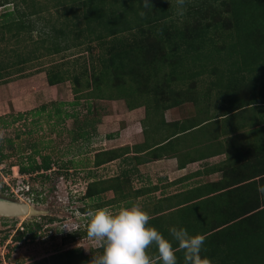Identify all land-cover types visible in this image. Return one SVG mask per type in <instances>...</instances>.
Returning a JSON list of instances; mask_svg holds the SVG:
<instances>
[{
    "label": "trees",
    "instance_id": "16d2710c",
    "mask_svg": "<svg viewBox=\"0 0 264 264\" xmlns=\"http://www.w3.org/2000/svg\"><path fill=\"white\" fill-rule=\"evenodd\" d=\"M20 1L25 9H20L15 0H0V8L16 3L13 4L14 10L0 15V44L5 45L0 55L9 54L7 47L11 42L19 47L28 40H34L32 35L35 31L38 37L32 41V49L26 52L21 50L22 47L13 49V60L8 56V61H0V84L9 83L13 68L18 70L20 78H25L29 76L24 69L27 64L98 43L102 52L93 57V61L90 56V69L85 68L80 74L60 68L44 70L50 86L68 80L72 83L74 98L71 106L74 108L96 99H120L126 101L129 109L145 106L149 111V107L154 105L153 110L165 112L192 101V86L207 72L205 58L215 64L224 62L225 67L217 66L210 70L216 75L210 86L217 89L226 104L221 101L224 109L210 119L219 124L216 120L219 117H226L227 121L229 116H242L246 123L241 124L235 133H230H234L228 142L229 149H233V158L219 166L223 180L202 183L170 196L163 195L149 202L151 206L143 204L142 208L151 216L149 224L169 240L172 239L171 227L184 228L190 235H205L202 256L210 258L212 264H264V194L257 190L258 186L264 185V0H211L203 6L191 8L184 20L174 19L176 13L172 0H149L148 7H145V0L48 1L53 4L52 8H64L67 14L72 15L71 19L66 17L59 28L54 24L51 26L50 21L44 22V13L50 11L47 3ZM67 32L74 33L72 40ZM26 35L27 41L24 39ZM91 47L88 46L87 50L92 52ZM200 58L203 60L198 61ZM181 71H188L191 82L186 88L177 90V83L187 81ZM86 75L89 79L84 78ZM145 96H152L148 104H143ZM45 109L44 106L41 111ZM57 113L59 115L61 111L57 110ZM249 114L252 115L251 120H248ZM73 115L77 121V114ZM210 119L173 124L176 125L175 131L168 139L141 145L144 150L134 152L145 154L134 159L138 164H145L173 153L178 155L179 165L183 168L188 163L221 155L219 143L214 140L228 130L221 132L219 127L210 130L207 123ZM19 120L20 116L13 117L12 121L1 117L0 126L7 127ZM93 125L94 121L79 125L82 131L75 139L85 138L88 135L86 128ZM192 135L194 139L189 140ZM115 136L110 134L108 139ZM182 137L187 139L182 142ZM136 147L135 150L141 149ZM169 150H172L170 154H162ZM127 151V148L101 151L93 164L101 167L126 157ZM36 155L40 156L38 149L33 150L29 166H19L20 173L29 174L30 179H35L33 175L50 179L51 158L41 156L39 163L35 160ZM5 158L0 148V165ZM132 171H124L117 178L89 182L84 198L99 199L91 206L92 210L115 204L122 208L139 205V198L148 195L152 189L143 187L125 193ZM200 175V171L195 174ZM189 178L183 177L170 185L186 182ZM35 192L31 188L24 195L35 196ZM108 192H113L115 198L101 201ZM8 196L17 198L12 192ZM81 211L86 215L91 208L84 207ZM49 221H54V218H49ZM34 227L32 239L41 225L35 224ZM81 233L79 230L70 237L87 235V231ZM173 246L178 264H184L183 252L174 241ZM99 251H103V244ZM149 252L154 264H161L156 249L150 248ZM59 257L60 260L67 257L60 264H85L83 260H86L82 248L67 250Z\"/></svg>",
    "mask_w": 264,
    "mask_h": 264
},
{
    "label": "rangeland",
    "instance_id": "374dc122",
    "mask_svg": "<svg viewBox=\"0 0 264 264\" xmlns=\"http://www.w3.org/2000/svg\"><path fill=\"white\" fill-rule=\"evenodd\" d=\"M11 1L14 2V0ZM15 1L19 3L20 9H25L22 1ZM40 1L47 3L50 8V11L43 15L45 23L50 21L51 26L54 24L59 28L66 17L72 18V15L67 14L64 8L60 10L52 8L53 4L49 3L52 2L51 0ZM210 1L184 0L181 5L177 3V0H172L176 13L174 19L184 20L186 12L191 8L203 6ZM13 4L0 8V15L2 16L8 11L14 10L15 6ZM67 36L72 40L74 33L69 34L67 32ZM32 37L34 40H28L19 47L14 45V42L9 43L7 47L9 54L6 56L0 55V61H8L9 57L13 60V49H21L22 47L21 50L25 52L32 49L38 33L35 31ZM27 38L26 35L24 39L27 41ZM4 46V44H0V50ZM88 46H92V52L87 50ZM100 52L102 51L98 43L71 49L27 64L24 69L25 74H29V76L25 78H20L18 70L16 71L13 68L11 69L12 77L9 83L0 84V118L5 117L7 121H12L13 117L20 116V120L14 124L7 127L0 126V136H2L0 138V148L3 155L6 156L2 165H0V197L17 200V198L8 196L12 192L22 199L17 202H31L35 205V208L47 212L46 215L33 217H0V264H60L61 261L65 262L67 257H62V260H60L59 256L73 248H82L84 258H86V260H83L85 264L90 263L94 256L102 254L99 251L102 243L89 240L87 235L79 234L76 238L70 237L71 234L79 230L82 233L87 231L90 217L89 214H83L81 209L89 207L93 211L91 206L99 201V199L84 198L87 193V185L91 181L117 178L124 171L133 170L136 167L138 172L130 173L129 182L127 185L124 184L127 187L125 193L127 191L134 192L143 187L152 189L149 190L148 195L140 197L138 200L142 203H139L141 207H143V204H147L149 207L151 206L149 202L156 201L164 196L174 195L203 182L218 180L221 176L214 174L210 177H194L186 182L170 185L174 182L170 179L182 175L185 177L184 174H187V171L181 175L171 170L167 172L164 169L163 162L156 163L157 161H151L148 165L145 163L142 166H137L135 159H131L133 158L131 156L135 155L131 151L133 146L138 142H143V134H140L142 132V120H144V123L142 122L143 129L145 126L150 130L151 126H155L158 130L165 127L161 115L165 112L161 111L162 109L157 112L152 109L153 105L149 107V111L143 106L141 112H131L126 101L120 99L113 101L96 99L84 102L81 106L74 108L71 106L74 98L73 85L69 80L56 86L48 84V77L44 70L60 68L69 73L76 72V74H80L83 69H90L91 59L93 61V57L96 58ZM202 60L203 58L198 59V61ZM204 62L207 65V72L196 79L194 86L191 85L193 91L192 101L171 110L174 111L173 116L176 115L174 119L187 120L186 123L188 121L198 123L217 116L224 109L221 101L224 104H226V101L220 97L216 88L210 86L216 79L215 73L210 70L212 67H225V64L220 61H217L216 64L210 61L207 62L206 58ZM188 74V71L187 73L185 71L181 73L187 81L177 83L180 86L176 84L175 89L179 90L178 88L187 87L191 82L188 79ZM84 78L89 79L87 75ZM151 98L152 96H145L143 98L144 102L142 101L143 104H148ZM44 106L46 109L41 111ZM57 110L61 111L59 115ZM65 113L69 116H66ZM75 113L77 114V121H75L73 115ZM247 116L250 118L252 115ZM243 120L245 121L243 124H245L246 120L239 116L229 119V122H227L228 120L224 121L222 124L212 123L208 125V128L213 130L219 127L226 130L241 124ZM92 121L95 122V125L86 128L88 135L82 139H75L82 131L79 130V125H85ZM143 132L145 134V130ZM172 132L173 130L168 128L164 135L159 134L160 138L164 139ZM110 134L116 135L115 138L109 140L108 135ZM183 139L186 140L187 138L182 137V142ZM193 139L192 135L189 140ZM124 148H127L130 157H122L101 167H96L93 164L99 152ZM34 149H38L40 152V156H35L37 162L41 163V156L51 158L52 170L48 175L50 178L48 180L44 177H36V175H33L35 179H30L27 176L22 177V173L19 172V166L26 167L31 163L30 159L33 157ZM222 158L225 157L218 158L210 163H221ZM205 166L201 163L194 164L189 168L188 174L205 170ZM166 176L168 180H163ZM29 179L31 187L28 184ZM7 187L8 190H6ZM28 187L36 190L35 196L22 194V190L26 191ZM114 198L115 194L108 192L100 200L108 202ZM122 205H124L123 202ZM104 208L117 212L122 207H117L115 204L107 205ZM49 218H54V221L50 222ZM35 224H40L41 229L37 231L36 237L32 239L31 233L36 229ZM66 227L74 231H69ZM20 232L22 235H19Z\"/></svg>",
    "mask_w": 264,
    "mask_h": 264
},
{
    "label": "clouds",
    "instance_id": "9594fccd",
    "mask_svg": "<svg viewBox=\"0 0 264 264\" xmlns=\"http://www.w3.org/2000/svg\"><path fill=\"white\" fill-rule=\"evenodd\" d=\"M177 3L182 5L184 0H177ZM148 6L149 0H145V7ZM257 190L264 194V185L258 186ZM17 200L22 199L17 197ZM89 217L88 239L103 244L102 254L94 256L90 264H154L149 252L153 247L161 264H178L173 241L183 252L184 264H212L210 258L202 256L205 235H190L184 228L171 227L172 239L169 240L149 224L150 214L138 204L120 208L117 212L97 208L89 212Z\"/></svg>",
    "mask_w": 264,
    "mask_h": 264
},
{
    "label": "crops",
    "instance_id": "0c3cea01",
    "mask_svg": "<svg viewBox=\"0 0 264 264\" xmlns=\"http://www.w3.org/2000/svg\"><path fill=\"white\" fill-rule=\"evenodd\" d=\"M45 72V71H44ZM177 108V107H176ZM176 108H171V109H168L167 111H165V113L162 115V120L164 121L163 123L165 124V129L163 128L162 130L160 129V130H158V129H156L155 128V126L154 127H152L151 126V130H154V129H156V130H154V131H152V132H150V133H148L149 131H151L150 130V128H147V126H145L144 127V129H143V125H142V122L144 123V120H142V122H141V128H142V132H140V134H143L142 136H143V142L142 143H140V142H138L135 146H140L141 147V149L140 150H138V149H136L135 150V146H133L134 147V149H131V151H133V153H135L134 151H142V150H144V148H143V146H141V145H144L145 143H148V144H154V143H157V142H162V141H164V140H166V139H168L172 134H169V135H167V137H165L164 139L163 138H160V133L161 134H163L164 135V132L166 131V129H168V128H170V129H172L173 130V132L175 131V127H176V125H173V124H175V123H177V122H184V121H179V119H174L175 118V116H173V112L174 111H171V110H175ZM142 109H143V107H140V108H135V109H130L131 110V112H134V111H142ZM146 109V108H145ZM147 113V112H146ZM239 113V115H240V113L241 112H238ZM237 117H239V116H237ZM236 116H229V117H227V118H237ZM242 116H240V118H241ZM226 119V117H219L218 119H216V120H219V124H222V122H224L225 121V119ZM216 122V121H215ZM214 121H213V119H210V121L209 122H207L209 125L210 124H212V123H215ZM227 122H229V120L227 121ZM244 123V122H243ZM243 123H241L242 125H243ZM204 124H206V123H204ZM241 124H238V125H235L234 127H231V128H228L227 130V132L225 133V135H221L220 136V138L218 139V140H214V142H217V144L219 143V145H217L219 148H221V155H219V156H215V157H212V158H210V159H208V160H206V161H201V162H195V163H188L187 165H185V167H180V165H179V157H177L178 155L176 154V155H174L173 153H171V154H173V155H171L169 152H172V150H169V151H166L165 153H163L162 152V154H166V153H169L170 155L168 156V155H163L164 157H163V159H161V160H159V161H157L156 163H162L163 162V165H164V169H166V171L168 172V170L170 171H173L174 173H176V172H178V174L179 175H181V174H183L185 171H187V174H184V175H186L185 177H190L188 180H190V179H192V178H194V177H201V176H205V177H210V176H212V175H214V174H219V175H221L220 176V178L218 179V180H215V181H209V182H220V181H222L223 180V172L219 169L220 167V165L222 166L224 163H226V162H228L229 160H231L232 158H233V149H229L230 147H229V140L232 138V135L238 130V127H240L241 126ZM145 130V134H144V131ZM165 130V131H164ZM195 130V129H194ZM213 130H215V129H213ZM219 131H221V132H223L224 131V129L223 128H220V129H218ZM245 131H248V130H245ZM172 132V133H173ZM231 132H234V133H232V134H230ZM244 131H242V133H243ZM229 134V135H226V134ZM141 136V137H142ZM165 144V143H164ZM138 147H136V148H138ZM152 150V149H151ZM128 152V151H127ZM143 154H145V153H141V154H138V153H135V155H129L128 153H127V157H133V158H131V159H134V157L135 156H141V155H143ZM228 155H230L228 158H226ZM221 157H225V158H222L223 160L221 161V163H216V164H211L210 162H212V161H214V160H216V159H218V158H221ZM128 159V158H127ZM233 161V160H232ZM135 162H136V160H135ZM199 163H201V164H204V165H206L205 166V170H199L200 172H202V175H200V176H195V174L197 173V172H199V171H197V172H195L194 174H188V171H189V168L191 167V166H193L194 164H199ZM148 164H150V163H147V165ZM136 165L137 166H142L143 164H138L137 162H136ZM167 165V166H166ZM133 172H135V173H137L138 172V169L135 167V168H133V171L131 172V173H133ZM192 172V171H191ZM188 175V176H187ZM184 176L182 175V176H177L175 179H170L171 181H173L174 180V182H176V181H178L180 178H183ZM168 180V177L166 176L163 180ZM203 183H208V182H203Z\"/></svg>",
    "mask_w": 264,
    "mask_h": 264
},
{
    "label": "water",
    "instance_id": "95a60500",
    "mask_svg": "<svg viewBox=\"0 0 264 264\" xmlns=\"http://www.w3.org/2000/svg\"><path fill=\"white\" fill-rule=\"evenodd\" d=\"M18 200H10V199H6V198H1L0 197V217H5V218H9V216H13V218H15L14 216H16L17 214H21L24 213L25 211H27L26 207L20 206L18 205V203H16ZM28 204V203H26ZM31 206H35L31 203H29ZM32 213V217L33 216H42V215H46L47 212H45L44 210L38 209V211H33Z\"/></svg>",
    "mask_w": 264,
    "mask_h": 264
},
{
    "label": "bare ground",
    "instance_id": "6f19581e",
    "mask_svg": "<svg viewBox=\"0 0 264 264\" xmlns=\"http://www.w3.org/2000/svg\"><path fill=\"white\" fill-rule=\"evenodd\" d=\"M16 203H18V205H20V206L26 207L27 208V211H25L24 213H21L19 215L17 214L14 217H20V218H22V217H30V216H32V213L31 212L38 211L37 208H35V207H33V206L29 205V204L23 203L22 201L16 202ZM9 217H13V216H9Z\"/></svg>",
    "mask_w": 264,
    "mask_h": 264
},
{
    "label": "built area",
    "instance_id": "2783aa9c",
    "mask_svg": "<svg viewBox=\"0 0 264 264\" xmlns=\"http://www.w3.org/2000/svg\"><path fill=\"white\" fill-rule=\"evenodd\" d=\"M16 175H18V174H16ZM25 176L30 177V175H28V174H26V175H22V177H25ZM28 190H30L29 187H28V189H27L26 191H28ZM22 191H23L22 194H24V192H26V191H24V190H22Z\"/></svg>",
    "mask_w": 264,
    "mask_h": 264
}]
</instances>
